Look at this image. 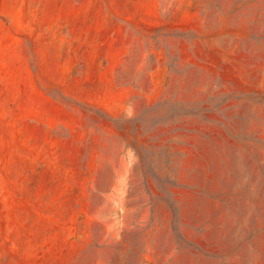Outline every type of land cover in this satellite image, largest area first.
<instances>
[{
	"label": "rangeland",
	"instance_id": "rangeland-1",
	"mask_svg": "<svg viewBox=\"0 0 264 264\" xmlns=\"http://www.w3.org/2000/svg\"><path fill=\"white\" fill-rule=\"evenodd\" d=\"M0 264H264V0H0Z\"/></svg>",
	"mask_w": 264,
	"mask_h": 264
}]
</instances>
